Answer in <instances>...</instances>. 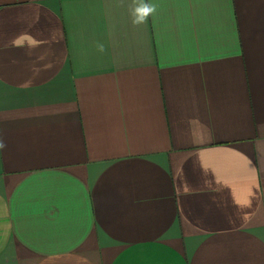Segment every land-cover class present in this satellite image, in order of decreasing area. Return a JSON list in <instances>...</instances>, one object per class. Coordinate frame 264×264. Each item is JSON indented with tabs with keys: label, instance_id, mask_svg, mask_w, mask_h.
I'll return each instance as SVG.
<instances>
[{
	"label": "crops",
	"instance_id": "crops-1",
	"mask_svg": "<svg viewBox=\"0 0 264 264\" xmlns=\"http://www.w3.org/2000/svg\"><path fill=\"white\" fill-rule=\"evenodd\" d=\"M0 264H264V0H0Z\"/></svg>",
	"mask_w": 264,
	"mask_h": 264
},
{
	"label": "clouds",
	"instance_id": "clouds-1",
	"mask_svg": "<svg viewBox=\"0 0 264 264\" xmlns=\"http://www.w3.org/2000/svg\"><path fill=\"white\" fill-rule=\"evenodd\" d=\"M153 11V8L144 4H141L136 8L134 23H143L146 17Z\"/></svg>",
	"mask_w": 264,
	"mask_h": 264
}]
</instances>
